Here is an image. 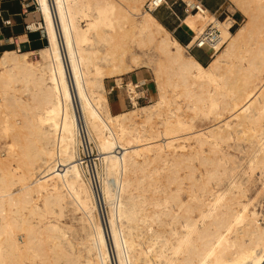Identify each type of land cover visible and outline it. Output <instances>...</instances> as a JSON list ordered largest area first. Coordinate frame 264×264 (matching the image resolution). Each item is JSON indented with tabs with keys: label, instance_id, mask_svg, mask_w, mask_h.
Here are the masks:
<instances>
[{
	"label": "bare ground",
	"instance_id": "bare-ground-1",
	"mask_svg": "<svg viewBox=\"0 0 264 264\" xmlns=\"http://www.w3.org/2000/svg\"><path fill=\"white\" fill-rule=\"evenodd\" d=\"M229 1L247 17L233 33L231 15L206 7L179 19L192 39L219 29L202 64L145 0H36L46 44L0 52V264H264V225L240 180L256 171L264 190V0ZM120 7L146 32L132 41L155 40L159 58L152 103L110 76L132 96L112 114L102 66L126 50L94 44ZM91 143L95 173L83 166ZM70 206L88 225L78 240L59 221Z\"/></svg>",
	"mask_w": 264,
	"mask_h": 264
},
{
	"label": "rangeland",
	"instance_id": "rangeland-1",
	"mask_svg": "<svg viewBox=\"0 0 264 264\" xmlns=\"http://www.w3.org/2000/svg\"><path fill=\"white\" fill-rule=\"evenodd\" d=\"M1 3H3V0H0ZM9 3L5 4V6L9 9H11L12 5L16 8L18 7V0H7ZM146 1V0H145ZM204 6L215 16L218 18V20H223L226 16H230L234 19L233 26L230 28V31L233 33L235 30L242 24H245L247 21V17L239 12L238 8L234 6L232 2L229 0H201ZM116 2V1H115ZM194 2V1H193ZM25 3H27L30 7H38V10L35 8L32 13L37 14L38 18L29 19L30 12L27 13V15L24 17L25 21L28 22H40L42 20V15L39 11V6L36 0H26ZM3 5V4H2ZM117 6H119L118 3H116ZM143 10V7H142ZM171 11V12H170ZM31 13V14H32ZM168 13V14H167ZM177 13V14H176ZM3 14V12H2ZM153 14L156 16V18L170 31V34L177 38L182 45H186L188 41L191 39V35L188 34L185 30H183L179 26V19L182 18L185 13L182 11V3L180 0H168V4L166 6H163L153 12ZM164 18V19H163ZM261 18V17H259ZM90 17H86L82 19L81 24L87 25L88 20ZM135 19V18H134ZM264 19V14H262V18ZM260 19V20H261ZM109 20L111 25L107 24H100L96 31L98 32V36H96V43L94 44L96 48L99 50V55L104 49L114 50V55L117 54V52L121 51L122 48H124L126 51L122 56L116 57V59L113 61L114 64L117 65V67L112 66H102L103 71V77L105 78H116V77H110L114 74H119V77L122 78H128L132 73H137L139 75L138 80L130 81L135 89V93L132 96H137L138 90L135 88V84L141 85L139 88V91L142 90V88L149 90V100H141L138 104H148L152 103L155 98V82H154V67L155 62L158 60V51L156 50V41H147L143 47H138L136 43L132 41V38L137 39L140 35L142 38H146V32L144 30H134L132 31L131 21L133 20L131 16L125 17L123 15L122 7L116 9L112 14L109 15ZM174 29V30H173ZM39 33V38L36 43L30 42L31 47L27 44H21V40L24 39V37H19L16 40H14V43H12L13 40L10 39H4L2 36H0V52L4 47H8L9 49H20V50H29L34 49V46L42 47L46 44V35L44 29H40L37 31ZM35 33V32H33ZM92 35V34H90ZM90 42L93 43V40H90ZM36 44V45H35ZM225 45V44H224ZM186 49V48H185ZM184 49V50H185ZM186 54L194 55L202 64H206L210 58L205 53L204 50L201 49H195L193 51H186ZM136 55V62L134 63L132 60V56ZM40 55L39 53H34L30 55L29 61L36 62L40 61ZM100 65L102 64V61L99 62ZM130 67L129 69H132V72L125 74L124 71L126 68ZM112 70H120L118 73L111 74L110 72ZM121 80V79H120ZM120 80H117L119 82ZM128 80V79H126ZM121 82V81H120ZM124 85L125 83H120ZM122 93L124 97L119 96L118 99L121 102V108L122 109H115L116 104V97L117 93ZM130 95V93L128 92ZM111 112L113 114L122 112V110H128L132 106V96L131 102L129 103V100L126 95V91L124 88H122L121 91L113 92L111 95L106 94ZM135 100V98H134ZM157 125V127L155 126ZM154 128L151 129L153 131L155 128V132L153 133H160V137L167 138L162 135L164 133L162 130V126H160L159 123L155 124ZM160 131V132H159ZM159 136V135H158ZM158 136L149 137L148 139L152 143H159L161 141ZM177 137V136H175ZM174 138V137H173ZM168 141V140H166ZM180 141H183L181 137L176 138L173 140L174 144H178ZM172 142V141H171ZM91 152L85 153V155L82 154L83 159V166L86 168L85 163L90 166L88 167L89 170L92 169V171H96L100 169V163L99 161L94 158L96 155V149L94 147V144L91 143ZM94 151V152H93ZM232 153L238 154V152L235 151V149H230ZM88 155V156H87ZM87 156V157H86ZM89 162V163H88ZM98 165H96L95 164ZM90 164V165H89ZM95 164V165H94ZM92 166V167H91ZM95 168V169H94ZM91 171V170H90ZM92 173V172H91ZM199 176V175H198ZM240 180L242 183V187L245 190L246 194L249 198L253 199V205L254 209L260 213V219L262 225H264V190L260 188V177L259 174L256 171H252L249 173L242 174L240 176ZM70 211H66L64 215L62 216L61 220H59L62 224L69 226L70 233L74 234L76 236V239H80L83 236V230L88 228V225L84 223L83 214L78 209H72V207H69ZM100 211V210H99ZM91 212V206L90 211ZM92 213V212H91ZM101 215V221L103 224V227L105 226L104 218L102 211L100 212ZM74 216V217H73ZM79 216V218H78ZM92 216V214H91ZM60 219V218H59ZM106 230V227H105ZM107 232V231H106ZM80 237V238H79ZM109 253L112 257V252L109 247Z\"/></svg>",
	"mask_w": 264,
	"mask_h": 264
},
{
	"label": "built area",
	"instance_id": "built-area-1",
	"mask_svg": "<svg viewBox=\"0 0 264 264\" xmlns=\"http://www.w3.org/2000/svg\"><path fill=\"white\" fill-rule=\"evenodd\" d=\"M26 0H19L21 8L23 7V10L21 11V15L25 17L27 13L29 12L30 6L25 3ZM182 3V11L184 13H187L189 11H194V12H201L202 8L205 7L204 4L202 3L201 0H195L192 6H189L184 0H180ZM168 4V0H146L143 9L148 11V12H155L159 8L166 6ZM32 8V7H31ZM38 10V7L34 6L31 10L33 11L34 9ZM217 18V17H216ZM39 22H25L23 23V31L25 33H33L37 32L41 27L38 25ZM31 24H35L34 27H31ZM11 25V20L8 17H3L2 16V10H0V27H5V26H10ZM222 39L221 33L218 28L214 26L213 23H209L207 26H205L199 34L195 38H191L188 43L185 45L187 51H193L195 49H201L204 50L205 46H212L216 45L217 43L220 42ZM141 87V85H140ZM125 89V87H123ZM126 95L129 100V103L131 102V97L128 94L127 90ZM139 95L134 96L135 101L139 103L141 100H149V90L148 88L144 89L142 88L141 91H138Z\"/></svg>",
	"mask_w": 264,
	"mask_h": 264
},
{
	"label": "crops",
	"instance_id": "crops-1",
	"mask_svg": "<svg viewBox=\"0 0 264 264\" xmlns=\"http://www.w3.org/2000/svg\"><path fill=\"white\" fill-rule=\"evenodd\" d=\"M2 2L3 3H1V1H0V8L5 11V12H3V17H8L11 20V25L5 26L2 28L0 27V36H2V38H4V39L13 40L12 41L13 44H15L14 40H16L17 38L24 37V39H22L20 41L21 44H27V45H29V47H31L30 42L32 41V42L36 43V41H38V38H39V33L35 32V33L28 34L22 30L23 29V23H25L26 21H25L24 17L20 14L21 11L23 10V7L21 8V6L19 4L20 2L18 1V7L17 8L12 5L11 9H9L5 6V4L9 3L7 0H3ZM31 9L32 8L30 7L29 8L30 15L28 18L30 20L33 18H38V15L33 14ZM37 48H40V47L34 46V49H37ZM31 49H29V50H31ZM127 77L128 78H124L122 76L121 82L125 83V82L131 81V80L132 81L138 80L139 75L137 73H132ZM126 79H128V80H126ZM118 85L119 84L117 83L115 78H113V79L105 78L104 79V86L107 89L108 95H111L113 92L121 91L123 87H119ZM119 96L124 97L121 92L117 93L115 109H122L121 108V102L118 99ZM107 102H108V99H107ZM108 108H109L110 113H112L111 109H110L109 102H108Z\"/></svg>",
	"mask_w": 264,
	"mask_h": 264
},
{
	"label": "trees",
	"instance_id": "trees-1",
	"mask_svg": "<svg viewBox=\"0 0 264 264\" xmlns=\"http://www.w3.org/2000/svg\"><path fill=\"white\" fill-rule=\"evenodd\" d=\"M18 1H19V0H18ZM19 4H20V3H19ZM0 10H2V12H5V11H4L3 9H1V8H0ZM2 16H3V14H2ZM22 30H23V29H22ZM28 34H31V33H28ZM3 49H9V48H8V47H4ZM3 49H2V50H3Z\"/></svg>",
	"mask_w": 264,
	"mask_h": 264
}]
</instances>
